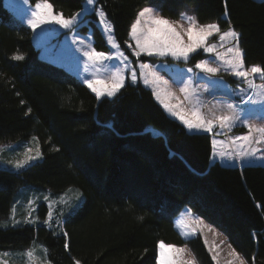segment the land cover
<instances>
[{"label": "trees", "instance_id": "16d2710c", "mask_svg": "<svg viewBox=\"0 0 264 264\" xmlns=\"http://www.w3.org/2000/svg\"><path fill=\"white\" fill-rule=\"evenodd\" d=\"M154 1L167 19L190 6L200 24L217 23L220 31L231 26L240 34L245 66L264 68V0L96 3L125 48L137 13ZM48 2L65 18L85 4ZM93 38L97 51L107 50L97 27ZM17 53L24 59H12ZM33 135L41 160L19 172L0 168V250L17 252L36 240L50 264H155L163 241L187 245L199 264H214L199 235L184 239L174 228V217L188 207L249 264H264V166L211 161L210 134L188 132L141 82L127 81L113 97L98 99L64 67L40 58L32 31L0 0V144ZM44 190L81 195L59 231L7 222L13 205ZM45 209L39 204L41 218Z\"/></svg>", "mask_w": 264, "mask_h": 264}, {"label": "rangeland", "instance_id": "374dc122", "mask_svg": "<svg viewBox=\"0 0 264 264\" xmlns=\"http://www.w3.org/2000/svg\"><path fill=\"white\" fill-rule=\"evenodd\" d=\"M36 3H31V1L29 0V5L25 6L22 4L21 0H4L5 7L14 15V17L18 22H20L26 27H28L26 21L28 18H30V11L34 9ZM94 7L100 8L97 5V3H95ZM146 7L154 8V10L159 15H161L159 9V3L157 1H154L152 4ZM84 8H85V4L83 9L76 13V14L82 13V15L79 16L78 20L75 22L76 26L73 27V29L70 31L63 29L60 25L54 23L41 25L36 30H33L30 27H28L32 31V41L34 46L39 50L40 58L64 67L68 72H70L82 83L84 78L92 79L94 75L99 78L106 79L111 75L112 71H115V68L112 67L113 64H118L120 67H123L122 58L120 61L105 60L95 65H92L87 61V58L83 56L84 50H88L90 47H93L94 27H97L100 30V32L103 35L105 44L107 45V50L102 52H105L111 56L117 51L116 49H113L112 46L108 43L107 40L108 33L104 30V26L100 24L99 17L95 15L94 11L89 13L84 11ZM182 13L185 16L196 17L195 10L193 9V7L190 6H186L183 9ZM53 14H57V13L54 12L53 10ZM181 14L178 19H174V20L168 19V20L174 23L179 22L180 24H184L186 28L187 22L184 19V17H182ZM228 30L229 29L225 31ZM77 32L79 34V38L83 41L82 44L73 43V37L76 35ZM111 34L113 35V38L115 40L113 34V27ZM128 37H129V42L126 43L125 48H121L119 46V50L124 51L125 55L128 57V61L131 62L130 66L137 69L138 76L140 71L139 64L148 63L149 65L154 67L155 71L158 72L160 76H162L165 80L169 81L171 91L176 93V95L180 96L181 99H183V94L179 92V88L182 85L173 83V81L178 80L182 74H184L183 75L184 79H188L189 76H193V87L197 89V91L193 94V100L194 101L198 100L199 105H202L201 111L205 115L211 116L213 113L222 114L228 112L242 115L240 109L244 108L245 105L241 104L240 100L243 95H246V93H242L241 89H248V86L246 83L243 82V78H237L231 75L230 71L228 72L224 71L223 63L216 61V52L205 53L203 52V49H198L197 53L191 54L190 59L187 62L182 59L180 60L174 59L171 56L158 57L155 55L147 56L145 54H142L138 58L132 55V48L135 47V41L132 40L130 36ZM184 39L186 41L187 36H184ZM207 43L216 44L217 52L226 53L227 48L233 46V44H235L236 42L226 41L224 42L223 46H221L219 35L214 34L212 37L209 38ZM129 45H131L132 47L130 48ZM205 59H209V62L212 63L213 66L220 67V71L217 75H214L209 78L204 73L195 69V64L200 60H205ZM189 67L193 68L194 73H198V76L193 74H186V70ZM124 75H125V83L127 81H131L130 73L125 71ZM252 79L257 85L264 83V79H261L259 76L254 75ZM221 80L223 81V83H220ZM138 82H141L146 88L150 89L152 92L151 86H146L143 83L142 79L138 78ZM248 91L250 92L251 90L248 89ZM103 97H108V96L104 95L101 98ZM154 99L156 100L155 97ZM156 101L164 109L163 105L158 100ZM229 104L233 105L232 109H229L227 107ZM185 107H191V105L187 101H185ZM248 108L251 113H258L260 110V105H249ZM164 111L169 117L177 120L179 123L183 125V123L177 117L172 116L165 109ZM248 119H249V123L251 124H255L256 126H264V119H260L258 115H249ZM185 129L188 132H190L186 127ZM191 132H196V131H191ZM247 132L248 129L246 127H244L241 124H237L231 131H229L228 129H221L217 125L216 127H214V130L212 132L200 131L198 133H210L212 141L214 139L218 142L224 141L225 144L229 145L228 148H224L222 145L218 143L216 145V151L217 152L221 150L231 151L233 153L231 158L227 156L221 157L219 155L214 154L213 144L211 143L212 160L218 162L222 166L238 167V168H241L243 165L264 166V158H261L260 152H258L255 157H240L239 159L236 158L235 155L236 147L231 145L230 138L245 135L247 134ZM37 146H39V149L41 151L39 140L34 135L28 137L27 139L0 144V168L8 169L11 170L12 172H19L20 170L14 169L12 165L8 163V161L21 158L20 154H22L26 148H32L34 152ZM257 147L261 148L262 152H264V142H262L260 145H257ZM41 158L42 155L37 161L41 160ZM45 197H47V199H45ZM29 200L33 201L31 205H29L28 203ZM80 201H81V195L78 193L74 194L72 190H66L56 194L52 193L49 190H44L41 192H33L28 197L25 203L15 204V220L20 221L19 224H21V222L23 224L43 223L45 219H48V213L49 211H51L53 213V216L49 219V223L45 224V226L57 232L59 231L57 228L62 226L63 220L79 208ZM41 203H43L46 208L42 218L40 217L38 212L39 204ZM76 203L78 204L76 205ZM185 209H187V211L182 210L175 217V221H174V228L180 235L181 232H189L191 228L195 226L193 224L194 221L200 220L203 221L204 224L210 225L202 218L196 216L191 210L189 212L188 208ZM12 212H13V208L12 211H10L9 215L7 216V222H9V224L13 226L12 216H11ZM18 213H20V215ZM25 216H28L30 219H34L35 223H25L24 222ZM181 219L186 221L188 227H182L178 223ZM57 221H59V223H57ZM211 228L215 230L216 233L215 235L208 228H203L202 230L197 229L196 233L190 237H185L183 235L181 236L184 239H190L199 235L203 240L204 244L206 239L207 244H205V247L209 252L214 264H228L229 261H232V264H239V261L236 260V258L233 257L232 255H230L233 248L229 244L225 235L222 234L212 225ZM221 241H223V243H221ZM38 243L35 240L28 247H25L17 252L12 250H5V249L0 250V262H3V264H50L47 258L46 247L40 242ZM158 244H157V255L159 251ZM169 245H174V244H169ZM213 245H218V247H213ZM229 245L231 247H229ZM177 247L185 248L187 250L183 255L182 258L183 261L191 260L193 257L195 258L194 254L191 252V250L187 245H181ZM29 249L33 252L32 257H28L26 255V251ZM213 256H216L215 260L213 259ZM239 256L242 257L240 254ZM195 262L196 264H199L196 258H195ZM155 264H157V261L155 262ZM246 264L249 263L246 261Z\"/></svg>", "mask_w": 264, "mask_h": 264}, {"label": "snow or ice", "instance_id": "6c2138e0", "mask_svg": "<svg viewBox=\"0 0 264 264\" xmlns=\"http://www.w3.org/2000/svg\"><path fill=\"white\" fill-rule=\"evenodd\" d=\"M25 6L29 5V0H21ZM96 0H86L84 11L95 12V15L99 17V22L104 26V30L108 33L107 40L113 49H116V53L109 55L102 51H97L94 47H90L88 50L83 51V56L87 58V61L92 65L99 62L108 60L120 61L122 58L123 67L118 64H113L112 67L115 71L111 72L109 77L99 78L93 76L92 79L84 78L83 83L95 93L99 99L104 95L113 97L125 84V71L130 73L131 83L135 84L138 82V78L143 80L146 86H151L152 95L158 100L172 116L177 117L183 125L191 131H205L212 132L214 127L217 125L221 129H228L231 131L237 124H241L248 129L247 134L230 138L231 145L236 147V158L240 157H255L258 152L261 153V158H264V152L261 148L257 147L264 142V126H256L255 124L249 123V115H258L260 119H264V83L255 84L252 77L254 75L264 79V68L259 65H252L245 67L243 50L239 47L238 39L239 33L235 31L231 26L228 31L221 32L217 23L200 24L195 16H185L183 13L182 17L187 22V27L179 22H171L163 16L159 15L154 8L144 7L136 16V19L130 26L129 36L135 41V47L132 48V55L140 57L142 54L147 56H158L167 57L171 56L177 60L189 61L191 54L197 53L198 49H203L205 53L216 52V61L222 62L224 65V71H230L231 75L237 78H243V82L247 84L248 89H241L242 93H246L241 97L240 103L245 105L244 108L240 109L242 115L233 114L231 112L215 114L211 116L205 115L201 111L202 105H199L198 100H193V94L197 91L193 87V76H189L188 79H184L183 75L178 80H174L173 83L182 85L179 88V92L183 94V99L176 93L171 91L169 81L165 80L162 76L155 71L154 67L148 63L139 64V76L137 69L131 67V62L128 61V57L124 51L119 50V44H117L113 38L112 25L108 22L105 13L100 8H95L94 5ZM53 6L48 0H39L34 6V9L30 11V18L27 19L26 23L28 27L36 30L41 25L45 24H57L63 29L72 30L75 27V22L78 20L81 14H73L69 18H65L62 13L53 14ZM227 16V12H225ZM179 29V30H178ZM214 34L219 35L221 46L224 42L235 41L233 46L227 48L226 53L217 52L216 44H208L207 41ZM184 36H187L185 41ZM73 43L82 44L83 41L79 38L78 32L73 37ZM127 43V42H126ZM131 48L132 46L129 45ZM12 59L21 61L24 56L20 53L14 54ZM195 69L204 73L207 77L217 75L220 71L219 66H213L209 62V59L200 60L195 64ZM186 74L197 75L194 73V69L189 67L186 70ZM220 83H223L221 80ZM185 101H187L191 107H185ZM23 103V101H21ZM249 105H260L258 113H251ZM229 109L233 108V105L227 106ZM30 111V110H29ZM154 135L160 133L153 130ZM222 145L224 148H228L229 145L225 144L224 141H212L213 152L221 157L227 156L232 157L231 151H216L217 144ZM41 151L37 146L33 152L32 148H26L25 151L20 154L21 158L8 161L9 164L16 170H22L26 167L32 166L41 157ZM47 199V197H45ZM29 205L33 203L32 200L28 201ZM190 212V210H189ZM13 226H17L20 221L15 220V205H13V212L11 214ZM53 216V213L49 211L48 219L44 220V224L49 223V219ZM25 223H35L34 219H30L28 216L24 218ZM59 223V221H57ZM182 227H188L185 220L181 219L178 222ZM194 227L189 232H181V235L190 237L194 235L197 229L208 228L215 235V230L211 228V225H206L203 221H194ZM67 236V233L64 234ZM223 243V241H221ZM205 244L207 240L205 239ZM65 249L68 248V243L65 242ZM218 247V245H213ZM229 247H231L229 245ZM158 255L156 257L157 264H196L195 258L191 260L183 261V255L187 251L185 248H180L175 245H169L163 241L158 244ZM211 251V249H210ZM28 257L33 256V252L29 249L26 251ZM239 264H246V261L236 253L235 249L230 253ZM216 259V256H213ZM3 264V262H0ZM75 264H80L79 260L75 261ZM228 264H232L229 261Z\"/></svg>", "mask_w": 264, "mask_h": 264}, {"label": "crops", "instance_id": "0c3cea01", "mask_svg": "<svg viewBox=\"0 0 264 264\" xmlns=\"http://www.w3.org/2000/svg\"><path fill=\"white\" fill-rule=\"evenodd\" d=\"M209 134H210V133H209ZM210 136H211V135H210ZM211 141H212V140H211ZM211 160H212V157H211ZM212 161H213V160H212ZM183 210L187 211V209H185V208H184Z\"/></svg>", "mask_w": 264, "mask_h": 264}]
</instances>
